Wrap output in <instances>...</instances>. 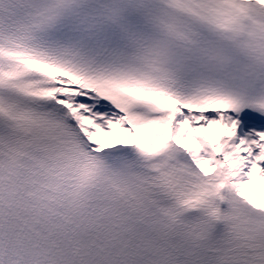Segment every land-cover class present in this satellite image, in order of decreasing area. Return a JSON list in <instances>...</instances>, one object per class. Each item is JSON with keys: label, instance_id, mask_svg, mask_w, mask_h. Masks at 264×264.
<instances>
[{"label": "snow or ice", "instance_id": "6c2138e0", "mask_svg": "<svg viewBox=\"0 0 264 264\" xmlns=\"http://www.w3.org/2000/svg\"><path fill=\"white\" fill-rule=\"evenodd\" d=\"M0 264H264V0H0Z\"/></svg>", "mask_w": 264, "mask_h": 264}, {"label": "bare ground", "instance_id": "6f19581e", "mask_svg": "<svg viewBox=\"0 0 264 264\" xmlns=\"http://www.w3.org/2000/svg\"><path fill=\"white\" fill-rule=\"evenodd\" d=\"M260 182H257V188H259V186H260V184H259Z\"/></svg>", "mask_w": 264, "mask_h": 264}, {"label": "rangeland", "instance_id": "374dc122", "mask_svg": "<svg viewBox=\"0 0 264 264\" xmlns=\"http://www.w3.org/2000/svg\"><path fill=\"white\" fill-rule=\"evenodd\" d=\"M260 184V183H259Z\"/></svg>", "mask_w": 264, "mask_h": 264}]
</instances>
